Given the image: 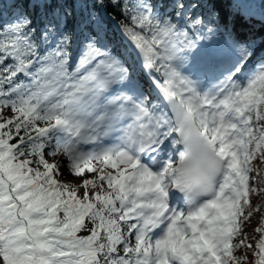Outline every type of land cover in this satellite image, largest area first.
Returning a JSON list of instances; mask_svg holds the SVG:
<instances>
[{"label":"snow or ice","instance_id":"6c2138e0","mask_svg":"<svg viewBox=\"0 0 264 264\" xmlns=\"http://www.w3.org/2000/svg\"><path fill=\"white\" fill-rule=\"evenodd\" d=\"M11 7L0 23V264H248L241 251L264 264L252 202L264 193V56L249 68L264 36L234 24L264 27V0ZM107 7L122 18V51ZM257 213L253 243L245 225Z\"/></svg>","mask_w":264,"mask_h":264},{"label":"trees","instance_id":"16d2710c","mask_svg":"<svg viewBox=\"0 0 264 264\" xmlns=\"http://www.w3.org/2000/svg\"><path fill=\"white\" fill-rule=\"evenodd\" d=\"M29 11L31 10L29 9ZM77 13H79V9H77ZM14 14L15 12L13 11V7H11V0H4V3L0 5V23L12 21L14 19ZM100 14L103 18L105 29L109 30L116 38L117 42L113 44L114 48L121 44L129 43L128 40L121 35L120 28L118 27L122 19L119 12L111 7H107L102 9ZM257 168H259L261 173H264V164H261ZM252 201L254 205H258L260 207V213H264V193L254 196ZM253 217H256L255 219H257L256 226L259 225V213L258 215L254 214Z\"/></svg>","mask_w":264,"mask_h":264},{"label":"rangeland","instance_id":"374dc122","mask_svg":"<svg viewBox=\"0 0 264 264\" xmlns=\"http://www.w3.org/2000/svg\"><path fill=\"white\" fill-rule=\"evenodd\" d=\"M13 11L15 12L16 9L13 8ZM220 11H221L222 14L226 13V12H225V6H224L222 9H220ZM237 22H242V20H241V19H238ZM250 24H251V25H249V26H250L249 29L253 27V29H255V31L258 30V34H259V36H264V27H261V25H260L258 19H254V20H252V21L250 22ZM106 32H107V36H108V39H109V41L111 42V44H112V43H115V42H116V38L114 37V35H112V34L110 33L109 30H106ZM241 37H242V36H241ZM126 47H129V45H126V46H124L122 49H120V50H116V51H122V50H123L124 48H126ZM257 59H259V58H256L255 61H256ZM255 61H254V62H255ZM252 66H253V65H252ZM252 66H251V67H252ZM251 67H250V68H251ZM147 87H148V86L145 84V89H147ZM4 115L7 117V116L9 115V111H8V110H5ZM55 159H59V157H56ZM254 163H255V162H254ZM260 165H261V164H256V167H258V166H260ZM85 178H87V177H85ZM61 179L64 180V181H66V182H68V183H69L70 185H72V186H75V185H77V184L80 182V181H79V178H75V177L69 176V175L67 174L66 170H65V175H64L63 177H61ZM252 202H253V201H252ZM256 215H258V213H257ZM255 218H256V217H252V218H251V222H250L249 224H246V225H245V229H246V231H247V233H248V237H249L250 240H252L253 243L255 242L256 239H258V234H254V233H253V229H254V227L256 226V223H257V219H255ZM240 238L243 239V236H241ZM237 255H240V256L247 255L248 258H249V259H248V264H251L253 257L251 256V253H250V252H247V251H241V252H238Z\"/></svg>","mask_w":264,"mask_h":264}]
</instances>
